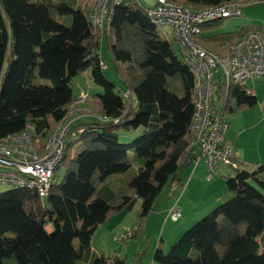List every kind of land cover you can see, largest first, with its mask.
Here are the masks:
<instances>
[{"label": "trees", "instance_id": "trees-1", "mask_svg": "<svg viewBox=\"0 0 264 264\" xmlns=\"http://www.w3.org/2000/svg\"><path fill=\"white\" fill-rule=\"evenodd\" d=\"M168 1L193 10L237 1L243 7L248 2L262 3ZM82 2L0 0V139L29 131L42 141L75 100L73 83L79 74L89 71L91 81L101 88L86 98L97 116H86L87 120L70 127L55 168V172L62 168L63 175L57 178L54 172L46 196L40 198L33 189L17 186L0 191V264H126L115 254L93 251V232L108 217L132 209L139 201L140 222L130 235L136 237L155 209L158 194L166 186L181 188V173L194 158L189 130L194 78L183 59L134 0L116 5L107 49L125 87L119 93L99 65L100 59L104 63L106 59L100 54L99 32L89 23L91 0ZM224 19L203 22L193 39L225 55L252 27L214 32ZM35 75L48 83L33 82ZM169 77L176 78L181 94L168 88ZM122 92H129L128 100ZM218 101L229 113L233 103L244 109L254 106L257 97L247 93L243 84L226 89L218 77L214 108ZM138 129L140 133L130 141H120V131L126 135ZM76 144L80 149L73 155ZM128 151L133 153L129 158ZM228 167H236L233 176L225 177L231 197L167 250L157 245L152 264H264V163L234 156ZM114 174H121L119 194L106 185V178Z\"/></svg>", "mask_w": 264, "mask_h": 264}, {"label": "built area", "instance_id": "built-area-1", "mask_svg": "<svg viewBox=\"0 0 264 264\" xmlns=\"http://www.w3.org/2000/svg\"><path fill=\"white\" fill-rule=\"evenodd\" d=\"M129 0H91L89 23L108 39L109 24L114 7ZM146 12L151 23L169 28L179 43L184 63L194 78L193 113L189 130L195 148L192 164L202 161L205 166L204 182L218 174L221 165L234 163L232 145L226 141L229 122L226 112L212 105L215 81L219 77L227 89L231 84L264 77V24L248 30L237 38L225 55L205 49L193 37L200 33V24L217 18L240 16V1L193 10L168 0H134ZM264 3V0L261 1ZM102 69L106 64L100 59ZM88 93L81 92L71 104L65 117L40 141L29 131L9 134L0 139V183L33 189L44 198L53 180L57 164L62 158L64 142L70 127L84 114L76 107L86 101ZM128 100L129 92H122ZM83 115V116H79ZM96 117V116H95ZM100 120L101 117H97ZM116 121V120H114ZM169 216L176 220L180 211L175 206ZM126 233L122 239L130 237Z\"/></svg>", "mask_w": 264, "mask_h": 264}, {"label": "rangeland", "instance_id": "rangeland-1", "mask_svg": "<svg viewBox=\"0 0 264 264\" xmlns=\"http://www.w3.org/2000/svg\"><path fill=\"white\" fill-rule=\"evenodd\" d=\"M83 3L78 0V4ZM244 4L243 2H241ZM251 3V4H250ZM248 2L242 8L240 16H233L224 19L223 24L214 30L216 33L228 32L238 30L241 26L255 27L264 24V3ZM247 4V3H245ZM82 5V4H81ZM81 7V6H80ZM6 27L9 31V22L7 16L4 14ZM158 33L166 40L170 41L174 53L182 58L179 43L171 34L169 28L157 27ZM11 39V37H10ZM10 43V42H9ZM9 44L3 64L5 69L6 59L8 56ZM101 56L106 59V68L104 69L105 76L114 81L116 89L124 91L125 87L121 80V75L116 71L114 64L109 61V51L105 35H103V42L101 43ZM217 54V53H216ZM79 85L87 90L89 93L101 91V88L89 81L83 74L76 77ZM33 82L47 84L48 81L34 76ZM74 92L77 94L76 89L78 85H74ZM176 78H168V88L181 94L177 87ZM243 86L248 91H253L257 97V103L248 108L239 109L232 104V112L226 113L229 122V132L226 140L229 141L236 152L238 149L239 157L247 162H256L252 157L259 152L264 155V83L261 78L254 80H247ZM223 101H218L216 104L217 109H221ZM79 114L94 117L97 116L92 110V107L84 101L76 107ZM83 116V115H79ZM84 117V116H83ZM86 117L85 119H88ZM56 127V126H55ZM141 129L134 132L120 131V141H130ZM128 136V137H126ZM80 149V145L76 144L73 147V155ZM132 152L128 151V158L132 156ZM247 157V158H245ZM200 162V163H199ZM199 165L203 166L204 163L199 161ZM203 164V165H202ZM194 164L187 167L182 173L183 186L178 189H170L165 187L157 196L155 209L150 212L147 217L145 226H143L136 237H128L122 239L126 233H133L139 225V218L137 216L139 201H136L132 209H120L102 223L93 232L90 240V247L95 252H102L103 254L113 255L126 259V264H152V257L157 245H160L164 250H167L186 230L204 217L207 213L213 210L217 205L227 201L231 197V193L227 190L225 177L233 176L236 172V167L229 168L228 166L221 165L219 167V174L214 175L208 184H203L205 174L202 176L198 171L191 173ZM193 172V171H192ZM56 177L60 178L63 175V169L56 170ZM193 177L192 182L188 186L189 177ZM121 174H114L106 178V185L115 193L119 194L123 190L120 183ZM12 186L9 184L0 183V191L7 190ZM129 194L131 190L125 189ZM175 206L180 211V216L173 220L169 216V210Z\"/></svg>", "mask_w": 264, "mask_h": 264}, {"label": "crops", "instance_id": "crops-1", "mask_svg": "<svg viewBox=\"0 0 264 264\" xmlns=\"http://www.w3.org/2000/svg\"><path fill=\"white\" fill-rule=\"evenodd\" d=\"M253 28V27H252ZM106 38V37H105ZM108 40L109 39H107L106 38V43L108 44ZM103 42V38H102V40H101V43ZM100 50H101V48H100ZM83 75H85V77H86V79L88 78L89 79V81H91V79L89 78V71H85V72H83L82 73ZM262 79H263V77L261 78V82L263 83V81H262ZM92 82V81H91ZM74 83L76 84V85H78V89H76V91H77V94L74 92V87H73V94H74V96H75V98L76 97H78L80 94H81V92H86V93H89L87 90H84L80 85H79V83L76 81V78H75V80H74ZM93 83V82H92ZM74 84V85H75ZM246 90V89H245ZM246 92L247 93H251V94H254L253 93V91H248V90H246ZM232 112V111H231ZM231 112H229V113H231ZM85 118H86V116H84ZM82 118L81 117V119L79 118L78 120L79 121H81V120H87V119H85V118ZM77 120V121H78ZM230 127V126H229ZM228 132H229V130H228ZM228 134V133H227ZM227 134H226V136H227ZM126 137H128V136H126ZM227 141V140H226ZM228 143H230L229 141H227ZM231 144V143H230ZM232 145V144H231ZM233 146V145H232ZM232 149H233V152H234V155H235V157L239 160V161H241V160H244L243 158H241V157H239V152L241 153V151L238 149L236 152L234 151V148L232 147ZM238 153V154H237ZM245 158H247V157H245ZM253 158V160H255L256 162H253V163H264V155L263 154H261L260 152L257 154V155H255L254 157H252ZM246 161V160H245ZM200 163V162H199ZM199 163H197L196 165H194V167H193V169H192V171H191V173H195L196 171H198V173H200L201 174V176H202V173H203V175L205 174V166L203 165V166H200V167H198V165H199ZM192 164V163H191ZM191 164H189L187 167H189V166H191ZM186 167V168H187ZM185 168V169H186ZM184 169V170H185ZM183 170V171H184ZM219 173V172H218ZM203 177V176H202ZM181 178V181H183V179H182V176L180 177ZM212 179V178H211ZM211 179L206 183V182H204V181H202L203 182V184H208V183H210V181H211ZM192 180H193V177H191V175H190V177H189V179H188V186H187V189H189V184L192 182ZM183 183V182H182ZM48 229H49V227H48Z\"/></svg>", "mask_w": 264, "mask_h": 264}]
</instances>
